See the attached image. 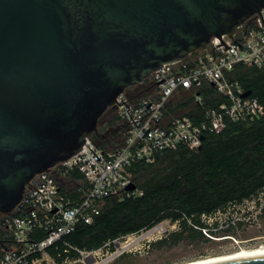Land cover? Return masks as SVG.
<instances>
[{"label": "water", "instance_id": "water-1", "mask_svg": "<svg viewBox=\"0 0 264 264\" xmlns=\"http://www.w3.org/2000/svg\"><path fill=\"white\" fill-rule=\"evenodd\" d=\"M262 9L264 0H0V215L80 151L128 88L232 38ZM198 264H264V252Z\"/></svg>", "mask_w": 264, "mask_h": 264}, {"label": "built area", "instance_id": "built-area-1", "mask_svg": "<svg viewBox=\"0 0 264 264\" xmlns=\"http://www.w3.org/2000/svg\"><path fill=\"white\" fill-rule=\"evenodd\" d=\"M241 64L264 67V9L238 26L232 38L213 37L205 49L163 64L141 84L143 95L122 93L107 110L119 127L108 144L103 146L91 136L70 159L37 174L13 212L0 215L4 232L0 264H105L120 256L124 250L119 251V240L125 237L92 250L66 237L81 225L93 224L108 199L143 194L132 178L134 163H153L163 152L180 147L199 148L203 137L222 133L228 122L263 117L264 104L252 94L244 97L246 90L231 77ZM189 98L200 107L194 118L176 112ZM205 98L223 100L206 106ZM131 184L135 189H128ZM263 212L264 188L241 202L201 214L198 222L186 216L165 220L178 229L186 222L208 239H223L231 237L220 236L228 230L234 234L254 226ZM159 225L148 229L153 241L168 233Z\"/></svg>", "mask_w": 264, "mask_h": 264}, {"label": "trees", "instance_id": "trees-1", "mask_svg": "<svg viewBox=\"0 0 264 264\" xmlns=\"http://www.w3.org/2000/svg\"><path fill=\"white\" fill-rule=\"evenodd\" d=\"M231 77L264 104V67L237 65ZM136 93L143 95L144 88ZM221 100L205 98V103L213 106ZM199 110L189 98L176 112L194 118ZM109 121L111 125L118 124L116 117L111 116ZM96 133L92 137L98 140L100 135ZM109 141L101 144L104 146ZM131 171L143 194L121 201L108 199L94 223L79 226L66 237L68 241L81 248L98 249L108 241L148 230L165 219L176 221L186 216L198 222L203 213H212L230 202H241L258 194L264 188V116L254 122H228L222 133L207 134L200 148L165 151L153 163H134ZM182 225V230L153 245L160 248L183 239L205 238L186 222Z\"/></svg>", "mask_w": 264, "mask_h": 264}, {"label": "rangeland", "instance_id": "rangeland-1", "mask_svg": "<svg viewBox=\"0 0 264 264\" xmlns=\"http://www.w3.org/2000/svg\"><path fill=\"white\" fill-rule=\"evenodd\" d=\"M141 87V84H138L133 88H128L127 91L136 93ZM212 94L214 97L219 96L214 90H212ZM110 118L111 114L107 112H105L102 117L104 123L108 122ZM103 125L104 124H102V126ZM159 224V230L167 229L168 233H166V237H169L172 232L180 231L183 228L182 225L181 228L178 229V226L175 227L173 223H170L167 220H164ZM251 227L250 230L240 236H243L244 238L259 236L261 239L255 244L242 245V247L250 248L264 245V218L262 217L259 222ZM245 229L246 228L243 230ZM187 232L188 231L185 230L184 235H186ZM238 233L235 232L233 235H238ZM151 237L152 234L149 233L148 230H143L138 234H130L119 240L120 246L123 247L122 249H119V251L124 250L123 253L114 259H108L105 264H180L208 256L230 253L239 249L238 247L218 250L216 244L211 240L209 241L206 237L203 240L183 239L177 244H168L159 248L153 245L158 240L153 241ZM120 246L119 248H121ZM106 259L107 257H105V260Z\"/></svg>", "mask_w": 264, "mask_h": 264}, {"label": "flooded vegetation", "instance_id": "flooded-vegetation-1", "mask_svg": "<svg viewBox=\"0 0 264 264\" xmlns=\"http://www.w3.org/2000/svg\"><path fill=\"white\" fill-rule=\"evenodd\" d=\"M135 86H132L131 88H133ZM102 124H104L102 126ZM119 127L111 125L110 121L104 123L103 119H101L98 123V128H97V135H100L98 137V141L102 142V141H107V140H111L118 132ZM250 228H246L245 230H241L238 235H233L230 233L232 230H228L226 232H224L225 234H222L220 236L223 235H231V237L228 238H223V239H209V241L211 240L214 244H216L218 250H224V249H230V248H247V247H242V245H247V244H255L257 242H259V240L261 239V237L259 236H255V237H247L244 238L243 236H240L244 233H246L248 230H250ZM235 233V231H234ZM2 235V231L0 230V254L2 252V241H3V237H1Z\"/></svg>", "mask_w": 264, "mask_h": 264}, {"label": "bare ground", "instance_id": "bare-ground-1", "mask_svg": "<svg viewBox=\"0 0 264 264\" xmlns=\"http://www.w3.org/2000/svg\"><path fill=\"white\" fill-rule=\"evenodd\" d=\"M261 252H264V245H260L257 247H250V248H239L230 253L219 254L215 256H208V257L199 258L196 260H192V261H188V262H184L180 264H198V263L208 262V261L217 260V259H223V258L241 256V255H247V254H254V253H261Z\"/></svg>", "mask_w": 264, "mask_h": 264}]
</instances>
